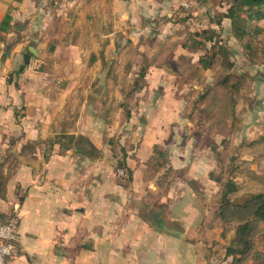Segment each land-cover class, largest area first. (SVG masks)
<instances>
[{
  "label": "crops",
  "instance_id": "obj_1",
  "mask_svg": "<svg viewBox=\"0 0 264 264\" xmlns=\"http://www.w3.org/2000/svg\"><path fill=\"white\" fill-rule=\"evenodd\" d=\"M147 3L0 0V225L19 213L5 264H230L217 253L235 231L210 203L218 154L236 149L258 180L262 128L214 138L191 120L170 72L186 49L137 42L168 32L143 28Z\"/></svg>",
  "mask_w": 264,
  "mask_h": 264
},
{
  "label": "rangeland",
  "instance_id": "obj_2",
  "mask_svg": "<svg viewBox=\"0 0 264 264\" xmlns=\"http://www.w3.org/2000/svg\"><path fill=\"white\" fill-rule=\"evenodd\" d=\"M144 1L148 3L143 11L147 15L141 22L143 28L151 35L159 29L168 32L165 37L156 33L155 39L141 36L137 42L154 50L171 45L183 46L187 51L180 53L176 63L170 64V72L177 75L179 84L174 87L182 98L183 110L196 114L191 120L196 119L200 126L206 125L208 135L210 131L215 130L213 134H216L217 130L226 128L231 134L254 123L262 128L261 135L254 139L260 141L264 137V19L249 20L245 13L236 9L238 6L247 9L246 0ZM231 9L239 14L234 22L227 18ZM113 71L116 77L129 80V75L133 78L146 73L145 69L137 68L133 72L126 67ZM137 87L130 83L121 86L123 92L134 91ZM227 130L219 136H226ZM235 150L230 146L218 154L223 168L221 175L215 174L214 179L221 180L215 179L218 190L210 198V203L214 202L216 207L221 205L222 183L237 175L239 170L249 180L243 181L242 187L229 196L231 204H239L255 193L264 194V166L259 179L253 180L243 161L234 156ZM223 224L226 231H235L234 221ZM232 240L218 248L219 258ZM251 241V248L241 264H264V225L257 226Z\"/></svg>",
  "mask_w": 264,
  "mask_h": 264
},
{
  "label": "trees",
  "instance_id": "obj_3",
  "mask_svg": "<svg viewBox=\"0 0 264 264\" xmlns=\"http://www.w3.org/2000/svg\"><path fill=\"white\" fill-rule=\"evenodd\" d=\"M247 6H246V5ZM246 8L236 7L237 10L245 13L249 20L254 18L264 19V0H246ZM231 9L227 18L232 22L239 18L238 11ZM8 19L5 18L0 25L1 30H6ZM116 168H123L118 163ZM223 192L218 207L217 217L223 223L235 222V234L231 246L226 249V256L232 258V264H241L245 261V255L251 248L252 236L258 225H264V194L255 193L241 203H230L229 196L239 187L231 180L222 183ZM226 230L223 231V236ZM236 246V247H235ZM255 259V258H254Z\"/></svg>",
  "mask_w": 264,
  "mask_h": 264
},
{
  "label": "built area",
  "instance_id": "obj_4",
  "mask_svg": "<svg viewBox=\"0 0 264 264\" xmlns=\"http://www.w3.org/2000/svg\"><path fill=\"white\" fill-rule=\"evenodd\" d=\"M118 174L123 176L125 171L119 169ZM19 213L16 207L9 214L8 219L0 225V264H5L17 248Z\"/></svg>",
  "mask_w": 264,
  "mask_h": 264
}]
</instances>
